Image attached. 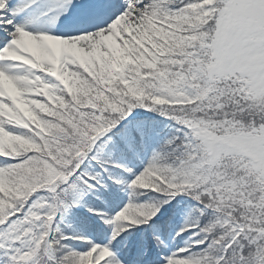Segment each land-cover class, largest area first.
I'll return each mask as SVG.
<instances>
[{"label": "snow or ice", "instance_id": "snow-or-ice-1", "mask_svg": "<svg viewBox=\"0 0 264 264\" xmlns=\"http://www.w3.org/2000/svg\"><path fill=\"white\" fill-rule=\"evenodd\" d=\"M0 264H264V0H0Z\"/></svg>", "mask_w": 264, "mask_h": 264}, {"label": "trees", "instance_id": "trees-1", "mask_svg": "<svg viewBox=\"0 0 264 264\" xmlns=\"http://www.w3.org/2000/svg\"><path fill=\"white\" fill-rule=\"evenodd\" d=\"M112 193H116V197L113 198ZM105 197L108 200H112L113 203L119 202V201H123L126 202L128 199L127 196V191L123 186H115V187H111L107 190H105ZM89 199H94V197H90ZM100 202V201H97ZM172 209H168L167 211H165L164 213V218H166L169 214V212H171ZM77 215L80 217H84L86 215V210L85 209H79L77 211ZM177 223H183L184 222V216L183 215H179L176 217Z\"/></svg>", "mask_w": 264, "mask_h": 264}]
</instances>
